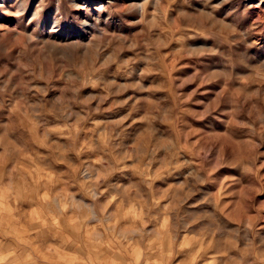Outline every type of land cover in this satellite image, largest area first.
Wrapping results in <instances>:
<instances>
[{"label": "rangeland", "instance_id": "obj_1", "mask_svg": "<svg viewBox=\"0 0 264 264\" xmlns=\"http://www.w3.org/2000/svg\"><path fill=\"white\" fill-rule=\"evenodd\" d=\"M261 124L264 0H0L4 264H264Z\"/></svg>", "mask_w": 264, "mask_h": 264}, {"label": "clouds", "instance_id": "obj_2", "mask_svg": "<svg viewBox=\"0 0 264 264\" xmlns=\"http://www.w3.org/2000/svg\"><path fill=\"white\" fill-rule=\"evenodd\" d=\"M69 79H72L71 77H69ZM208 83H211L212 80H208L206 81ZM94 83V82H93ZM84 85L82 84L81 87H83ZM94 99V97H93ZM171 113V109L167 110L165 115L166 116H169ZM208 113H205V115H207ZM157 117L156 116H153V115H148L146 117H144L143 119L145 120H148V121H153L155 120ZM201 119H203V116L200 117ZM84 118L83 117H79L78 118V121L79 120H83ZM73 129H75L76 131H79L78 128H76L75 125H72V126H69ZM259 131L261 132H264V124H261L260 126V129ZM72 138L74 139L75 138V132L72 133ZM168 143L170 144L171 141L169 140ZM135 147V146H134ZM19 151V150H18ZM147 153V146L144 145V151H141V152H138L137 155L143 157L145 154ZM243 159H247V160H250L251 163L254 165L255 164V159L256 157L253 155V156H250V157H244ZM6 163V160L4 159L3 156H0V199H2L3 197H6L9 195V193L12 191V187H13V184H12V180H11V173H9V177H10V180H9V184L7 185H4L3 184V180H4V176H5V173L3 171V166L4 164ZM221 166H229V167H236V163H232V162H225L224 164H222ZM243 171L245 172H251L252 171V167H249L248 164H244L243 166ZM15 171H18V168H14L13 169V172ZM24 177L21 176L20 177V180L23 181ZM200 183H203L204 181L203 180H200L199 181ZM184 185H181L180 186V190L183 192V198H187V197H190L191 195H194V192H192L191 190L189 191H186L184 192ZM177 199H181V197H177ZM129 211H132V209H130ZM169 220L168 219H165L164 222H163V225L161 226V229L157 232L156 234V240L155 241H149V244H152L153 242H158L161 246L163 245L164 241L167 240L169 242V246L171 245V242H172V237L171 235L168 233V228H169ZM198 238L196 237H186L184 239V242L180 245L181 248H187V247H190L192 243L196 242ZM10 255H14L13 253H9L8 255H0V264H4V261L8 259V256ZM31 257H29L30 259Z\"/></svg>", "mask_w": 264, "mask_h": 264}, {"label": "bare ground", "instance_id": "obj_3", "mask_svg": "<svg viewBox=\"0 0 264 264\" xmlns=\"http://www.w3.org/2000/svg\"><path fill=\"white\" fill-rule=\"evenodd\" d=\"M18 8H19L21 11L24 10V9H26L24 3H21V4H20V7L18 6Z\"/></svg>", "mask_w": 264, "mask_h": 264}]
</instances>
